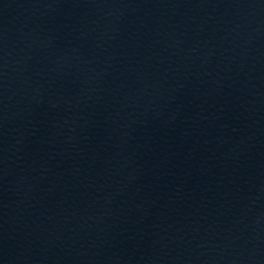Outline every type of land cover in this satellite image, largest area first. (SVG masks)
I'll use <instances>...</instances> for the list:
<instances>
[{
  "label": "water",
  "instance_id": "1",
  "mask_svg": "<svg viewBox=\"0 0 264 264\" xmlns=\"http://www.w3.org/2000/svg\"><path fill=\"white\" fill-rule=\"evenodd\" d=\"M0 264H264V0H0Z\"/></svg>",
  "mask_w": 264,
  "mask_h": 264
}]
</instances>
